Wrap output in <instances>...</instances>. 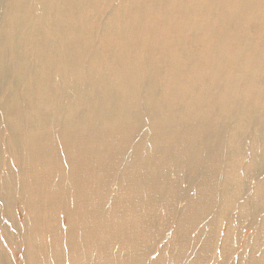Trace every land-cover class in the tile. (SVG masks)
<instances>
[{
	"label": "bare ground",
	"instance_id": "1",
	"mask_svg": "<svg viewBox=\"0 0 264 264\" xmlns=\"http://www.w3.org/2000/svg\"><path fill=\"white\" fill-rule=\"evenodd\" d=\"M255 80L264 0H0V223L13 230L0 264H90L92 247L93 264H141L185 191L204 215L245 176L242 102L264 111ZM256 131L264 195V122Z\"/></svg>",
	"mask_w": 264,
	"mask_h": 264
},
{
	"label": "rangeland",
	"instance_id": "2",
	"mask_svg": "<svg viewBox=\"0 0 264 264\" xmlns=\"http://www.w3.org/2000/svg\"><path fill=\"white\" fill-rule=\"evenodd\" d=\"M250 85L251 93L263 95L262 97H264L263 83L261 85L260 81L255 80ZM257 85L259 87L256 92L255 86ZM240 100V97L236 99L238 101L236 105L241 103ZM140 103L141 108L144 107L142 101ZM242 103L246 105L244 110L247 111L242 113L245 115L246 123H249L250 127L249 137L246 138L244 147L246 155L239 158L240 162L245 161L243 164L245 166V176L236 169L235 174L230 175L228 181L222 183L221 190L223 191L210 196V199L206 200L205 207L202 203V206L198 208L204 215L188 214L192 211L188 212L189 210L186 209H189L188 205L194 201L195 197L186 196L188 192L185 191L186 194L177 201L171 215L165 217L163 228L160 231L158 240L153 245V250L145 258L143 255L141 264H200L202 261L196 260L195 255V249L198 248V246L195 247L197 237L206 240H209L208 237H210L209 248L203 254L205 258L207 257L203 262L204 264H264V206L262 208L260 204L254 203L256 196H259L257 200L260 198L264 203V195L256 193L257 186H260V184L255 180L257 177L253 171V159L251 158L252 147H254L257 137L256 127L263 124L264 111L262 107H258L257 101L252 102V99L250 103L248 100H244ZM253 104L256 105L255 108ZM146 110H148L147 105ZM256 111H259L258 116ZM255 119L256 121H254ZM60 155L62 154L60 153ZM60 155L58 154L57 158L62 160ZM260 157L262 159L261 155ZM4 164L9 165L7 161H4ZM195 170L198 171V169ZM186 172L188 176L185 179L183 176L180 182V186L184 190L188 187L191 177V170L187 168ZM6 176L10 177V173ZM223 187H225V190ZM213 193L215 194V192ZM239 196H244L243 201ZM248 207H250L251 213H253L252 208L259 212L258 216L250 215ZM183 210L186 211L183 212ZM110 211H112V207L108 209V212ZM161 220H164L162 216ZM184 220H187L188 225L183 229V232H180L179 226ZM3 223H0V256L9 248L10 241L7 239L6 233L13 232L11 229L4 231ZM17 240L20 248H24V239L20 236ZM77 246L81 249L84 248L80 242ZM96 251L97 247H92L87 252L90 257V261H88L90 264H93L92 258L96 255ZM111 251L113 250H109V252ZM12 260L17 263L18 260L21 261V258L12 256ZM81 264L88 263L82 262ZM94 264L101 263L98 259L97 261L94 260ZM112 264H120L119 259H114Z\"/></svg>",
	"mask_w": 264,
	"mask_h": 264
}]
</instances>
